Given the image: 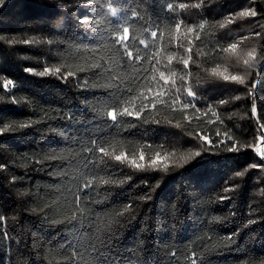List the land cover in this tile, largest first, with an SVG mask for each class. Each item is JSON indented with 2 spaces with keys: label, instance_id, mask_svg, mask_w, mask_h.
<instances>
[{
  "label": "trees",
  "instance_id": "16d2710c",
  "mask_svg": "<svg viewBox=\"0 0 264 264\" xmlns=\"http://www.w3.org/2000/svg\"><path fill=\"white\" fill-rule=\"evenodd\" d=\"M248 10L256 15H240ZM123 27L139 63L113 45ZM232 75L245 83L223 78ZM122 101L146 103L142 118L112 122ZM262 126L264 0H3L0 264H264ZM141 152L167 159L126 160Z\"/></svg>",
  "mask_w": 264,
  "mask_h": 264
},
{
  "label": "snow or ice",
  "instance_id": "6c2138e0",
  "mask_svg": "<svg viewBox=\"0 0 264 264\" xmlns=\"http://www.w3.org/2000/svg\"><path fill=\"white\" fill-rule=\"evenodd\" d=\"M2 3H3V0H0V4H2ZM167 7H168L169 11H173V6L171 4H169ZM180 7L184 8L185 5L181 4ZM110 12H111V16H113V17H116L118 15L117 10L115 8H111ZM240 15H242V16H249V15L255 16L256 12L254 10H248V11L242 12ZM81 22H84V21L82 20ZM229 22H231V21H229ZM181 24H182V21L176 23L175 28H176L177 32H179ZM200 27H203V25H201ZM220 27H224V25L221 24ZM158 31H159V29L153 30V31L150 32V36H151V38L153 40H155L157 38ZM192 31H194V28L189 27L188 28V32H192ZM128 34H129L128 27H123L122 34H120L119 31H117V34L112 37L113 45L114 46H119V48L123 50L122 55L124 57H126L130 63H132L133 61L135 63H139L144 57L140 54L139 50H137L136 54L134 55V53L132 51V48H131V45L128 43ZM170 35H171V33H170ZM257 35H258V33H257ZM139 43L140 44H144L147 47L146 41L144 39H140ZM236 48H237V44H235V43H233V44H231L229 46V49H231V50H235ZM229 49H225V51H228ZM188 51L190 52L191 49H188ZM155 55H158V52ZM247 55L251 58V61H256L255 49H253V51H251V52H248ZM152 58H153L152 56L148 57L149 60H151ZM167 59H168V63L171 64L172 60H173V56L169 55L167 57ZM190 59H191V57L189 56L188 59L183 60V64H184L185 68H187ZM251 61L248 60V59H245L243 61V63L245 65H247L249 68L255 67V65ZM157 62H159V61H157ZM26 71H31V70L30 69H26ZM52 71H53L52 69L45 68L44 71L39 72L38 75L44 76L46 73H49V72H52ZM60 71H61L60 68H56L54 70V74L55 73H59ZM73 74L74 73H72V72H68L67 76H72ZM212 74L213 75H217L218 74L217 70L216 69H212ZM67 76H65V79L67 78ZM171 76L175 77L176 73L172 72ZM159 78L161 80H164L165 84H167L168 78L165 76V73L163 71H161L159 73ZM181 78H183V77H181ZM223 78L225 80H229L230 79L231 81L238 82L240 84H244L245 83V77L244 76L232 75L230 77L229 76H224ZM151 79L153 81H155L156 77L153 76V77H151ZM174 82L175 81H173V83ZM253 87H255V85H253ZM147 91L149 93H152V88L149 87L147 89ZM177 91H179V90H177ZM162 95H163V90H157L155 92V94L153 95V99L156 102H160V97ZM187 95L189 97H195V93L193 91H191L190 89L187 91ZM140 96L143 97V99L145 101H147L149 99V97L147 95H145L143 91L140 93ZM133 99H135V98H133ZM237 99H239V97H237ZM122 103L124 105L122 108L119 107V106L113 107V108H111V110H108L107 113H106L107 117L114 123L117 121L118 116H120V117H123V116L133 117L134 116L135 118L140 119V118H142V113L147 108V104L146 103L141 104L139 107H136L135 105H133L131 108L128 105L131 104L132 101H122ZM172 103L173 104L181 103L179 96H177L176 99ZM221 103H224V101H221ZM152 107L155 108L156 107V103H153ZM189 107H194V106L190 105L189 103H182V108L183 109H188ZM252 113H253V115L256 114L255 105H253ZM29 126H30V123H24V124H20L19 125L20 128H27ZM9 130H11V129L5 128L2 131H9ZM261 132H262V134H261V136L257 137V140H258L259 144L264 145V126L261 127ZM217 135H219V132L217 133ZM201 139L207 140V138L203 137V136L201 137ZM228 139H233V138L231 136H228ZM207 142L211 143L210 140H208ZM222 143H224V142H222ZM94 148L99 153L103 154V156H112V153L109 152L105 146H102V145H99V144H95ZM91 150L92 149H89V151H91ZM227 150L230 151V152H235V151H239L240 148H239V146L236 143H233L231 146H229L227 148ZM255 150L257 151V153L261 152V148L259 146H257ZM199 155H200V152H195V153H192L191 155H189L187 157H183L182 159L186 163L189 159L192 158V156H199ZM126 158L127 157L123 153L121 155L114 156V159L116 161H121V162H123V160H125ZM140 159L141 160L144 159L143 152H141V154H140ZM159 159H160V156H159V153H158L157 154V158L154 159L152 161V163L155 164ZM133 163H134V161H133ZM136 166L137 167H143V165H136ZM237 175H242V173H237ZM102 182L105 183V184L114 183V181H108V180H104ZM90 186H92V181H89L84 187L87 188V187H90ZM2 219L3 218L0 217V220H2ZM249 223H254V221H249ZM192 264H196L195 260H193Z\"/></svg>",
  "mask_w": 264,
  "mask_h": 264
},
{
  "label": "rangeland",
  "instance_id": "374dc122",
  "mask_svg": "<svg viewBox=\"0 0 264 264\" xmlns=\"http://www.w3.org/2000/svg\"><path fill=\"white\" fill-rule=\"evenodd\" d=\"M244 50H246V51H245V54L243 56H245V58L248 57L247 59L250 60L251 58L247 55V53L253 51V46L249 45L247 48H244ZM239 54H240L239 51L232 52L231 57H230V62L233 63L234 62V58L238 57ZM257 146H259L261 148V152L259 154H264V145L259 144V142H257V144L255 145V148ZM159 156H160V159L155 163V164H157V166H160L161 164H163L165 162V160L167 159L166 157H164L165 155L163 156V155L159 154ZM156 158H157V155L153 156L150 160H149V158L146 159V157L144 156V159L141 160L140 159V154H139V155L135 156L133 159L127 158L126 160H128L130 162V164H135V165L136 164H138V165L145 164L146 166H149L151 164H154V163H152V161L154 159H156ZM133 161H134V163H133ZM135 165H133V166H135Z\"/></svg>",
  "mask_w": 264,
  "mask_h": 264
}]
</instances>
